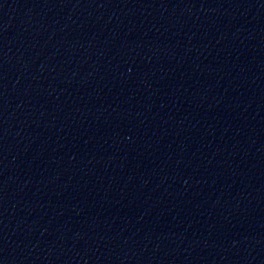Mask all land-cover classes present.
Here are the masks:
<instances>
[{"label": "water", "instance_id": "95a60500", "mask_svg": "<svg viewBox=\"0 0 264 264\" xmlns=\"http://www.w3.org/2000/svg\"><path fill=\"white\" fill-rule=\"evenodd\" d=\"M0 264H264V0H0Z\"/></svg>", "mask_w": 264, "mask_h": 264}]
</instances>
